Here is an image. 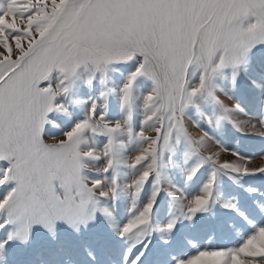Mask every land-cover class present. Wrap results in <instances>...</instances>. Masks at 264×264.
<instances>
[{"label": "snow or ice", "instance_id": "1", "mask_svg": "<svg viewBox=\"0 0 264 264\" xmlns=\"http://www.w3.org/2000/svg\"><path fill=\"white\" fill-rule=\"evenodd\" d=\"M0 48V264H264L243 212L233 246L171 252L178 223L238 210L220 177L264 176L241 163L264 144L243 155L204 127L264 140V0H0ZM204 165L183 203L171 171Z\"/></svg>", "mask_w": 264, "mask_h": 264}, {"label": "rangeland", "instance_id": "2", "mask_svg": "<svg viewBox=\"0 0 264 264\" xmlns=\"http://www.w3.org/2000/svg\"><path fill=\"white\" fill-rule=\"evenodd\" d=\"M11 20V17H8ZM19 22V17L16 18ZM26 43V42H25ZM0 51H3L0 48ZM231 94V93H230ZM226 103L228 100L226 97H222ZM193 119H196V115L193 113ZM239 120L250 119L248 116H239ZM59 128H53L52 133H58L60 128L65 127V124L61 121H57ZM204 127L211 131L217 140H220L226 144L229 148H237L243 155H259V149L264 140L256 136H245L237 132L228 123H225L221 128L208 129L207 125ZM152 134V133H147ZM194 137L199 138L202 134L197 129L192 130ZM53 137L49 135L46 137V142L50 141ZM56 139L61 138L59 135L55 136ZM219 149L210 145L209 149L205 150V155L211 154L212 151H218ZM135 153L130 152L128 155L132 156ZM235 159L230 151H222L219 157L220 162L225 160ZM195 159L188 161L187 165L182 164L181 167H190L194 165ZM249 168L264 167V156H256L251 160L242 161ZM102 162H96L89 167L92 170L102 167ZM209 168L207 165L202 166L200 171L194 177V179L185 183L184 176L179 170H172L171 174L175 179V182L183 188V195L187 197L183 203H187V200H191L193 196L200 194L199 188L202 183L207 179ZM122 183L126 182L121 180ZM243 186L236 184L234 181L229 180L227 176L219 178L220 191L223 193L222 199H232L237 203L238 210H231L223 208L219 203L215 204L208 213L198 214V217L193 221H183L177 225V233L175 237V245L171 249L175 255L179 256L183 253L196 254L198 250L202 248H215L217 246H233L241 234H247L250 231V227L247 220L244 219L239 213L243 212L249 219H254L258 223H264V215L258 211V206L264 204V176L256 175L246 177L241 181ZM252 187L257 189L256 192H249L246 189ZM4 189L0 188V192ZM161 203L166 204L167 198L161 194ZM128 206L127 201L118 202L117 204V219L122 223L126 219V209ZM179 207V206H177ZM176 210V209H173ZM186 212L187 208H183ZM156 219L164 222L167 219L166 214L163 211H157ZM153 247V245H149Z\"/></svg>", "mask_w": 264, "mask_h": 264}]
</instances>
